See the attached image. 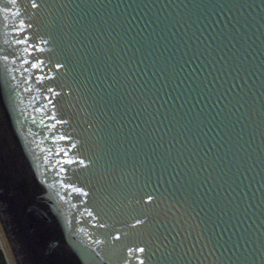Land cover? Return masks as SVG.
<instances>
[{
  "label": "water",
  "instance_id": "95a60500",
  "mask_svg": "<svg viewBox=\"0 0 264 264\" xmlns=\"http://www.w3.org/2000/svg\"><path fill=\"white\" fill-rule=\"evenodd\" d=\"M0 55L11 264H264V0H0Z\"/></svg>",
  "mask_w": 264,
  "mask_h": 264
},
{
  "label": "snow or ice",
  "instance_id": "6c2138e0",
  "mask_svg": "<svg viewBox=\"0 0 264 264\" xmlns=\"http://www.w3.org/2000/svg\"><path fill=\"white\" fill-rule=\"evenodd\" d=\"M12 3L15 4L16 0H12ZM32 7L35 9L37 7L36 3H32ZM32 27L31 24H27L25 26V23L23 21L20 22V25L17 26V33H16V45H20L22 46V51L25 53L24 57H20V62L21 64L28 66L30 65V69L29 67H24L23 71L25 73H28L29 76L33 77L36 84H42L44 81H49V80H53L55 79V74H53V70L52 68H50L48 66L47 63H45L44 59H41L38 55H36L38 52H41L44 47L47 45V41L43 40V39H39L36 42H33L31 40V38L29 37V35H27L28 31L30 30V28ZM8 56H2L0 55V60H8ZM30 58H34V59H30ZM15 62V61H14ZM62 66L57 64L55 65V70L59 71L60 68ZM25 83H29V80L27 78H25ZM30 90V89H29ZM47 93L50 95H45V100L47 101V104L45 105V108H47L49 105L51 106V112L48 115V119L51 121H54V123L51 125L52 128H55L58 125H66L69 124V121L66 119H62V118H57V113H56V104L54 103L55 98L59 95H61L60 92L56 91L55 88L53 86H47ZM59 140L61 142H64L67 146L65 149H62L63 155L65 157H68L70 153L73 152L74 149L77 148V144L71 142L72 141V136L69 133L68 135H61L59 136ZM59 155V153H58ZM67 163L69 164H79L81 167H84V161L83 160H79L76 159L74 157H71ZM61 170H63V166H61ZM75 191L77 193H80L82 190L80 188H76ZM83 196L87 197L88 193L85 191L83 192ZM153 200V197L151 195H148L145 200L144 203H151V201ZM88 215L90 217L93 216L92 212H89ZM142 223V221L137 220L135 221L131 226L132 227H137L138 225H140ZM95 226V225H93ZM101 227H103V225H101ZM114 240H119L120 236H114L113 237ZM97 243H99V241H97ZM129 259H131V253L133 252L132 249H129ZM135 252L137 253V259H138V254L139 253H143L144 249L143 248H137L135 250ZM125 264H128V262L126 261ZM140 264H143V261L140 260Z\"/></svg>",
  "mask_w": 264,
  "mask_h": 264
},
{
  "label": "rangeland",
  "instance_id": "374dc122",
  "mask_svg": "<svg viewBox=\"0 0 264 264\" xmlns=\"http://www.w3.org/2000/svg\"><path fill=\"white\" fill-rule=\"evenodd\" d=\"M0 264H9L8 260L6 259L5 252L0 250Z\"/></svg>",
  "mask_w": 264,
  "mask_h": 264
},
{
  "label": "bare ground",
  "instance_id": "6f19581e",
  "mask_svg": "<svg viewBox=\"0 0 264 264\" xmlns=\"http://www.w3.org/2000/svg\"><path fill=\"white\" fill-rule=\"evenodd\" d=\"M0 250H1L2 252H5L6 259L8 260L9 264H11L10 261H9V258H8V256H7V253H6V251H5V248H4V246H3V243H2L1 237H0Z\"/></svg>",
  "mask_w": 264,
  "mask_h": 264
}]
</instances>
